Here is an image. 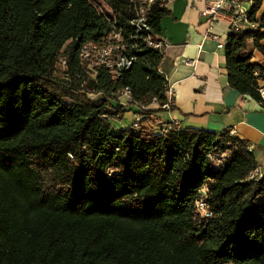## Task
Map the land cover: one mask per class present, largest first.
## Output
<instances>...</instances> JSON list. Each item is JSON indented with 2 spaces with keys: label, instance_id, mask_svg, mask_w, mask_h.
Segmentation results:
<instances>
[{
  "label": "trees",
  "instance_id": "1",
  "mask_svg": "<svg viewBox=\"0 0 264 264\" xmlns=\"http://www.w3.org/2000/svg\"><path fill=\"white\" fill-rule=\"evenodd\" d=\"M101 1L110 22L92 0H0V264H264V173L250 178L258 165L245 142L112 128L123 88L135 105L161 107L167 82L163 53L143 44L119 78L89 76L79 46L133 31L131 0ZM166 1L145 13L155 40ZM260 6L248 12L256 29L232 30L224 52L228 87L264 110ZM202 188L205 222L193 209Z\"/></svg>",
  "mask_w": 264,
  "mask_h": 264
},
{
  "label": "crops",
  "instance_id": "2",
  "mask_svg": "<svg viewBox=\"0 0 264 264\" xmlns=\"http://www.w3.org/2000/svg\"><path fill=\"white\" fill-rule=\"evenodd\" d=\"M219 1L230 0L164 2L167 15L160 20L158 38L166 48L157 71L172 91V110L160 111L157 104H151L148 107L150 118L145 124L151 127L175 124L180 129L230 133L247 144L260 174H263L264 110L250 97L228 87L225 52L217 48L216 39L226 41L230 28L225 20L211 21L210 16L204 15L213 3ZM243 7L249 9L250 5L244 4ZM262 16L264 0H261L255 20ZM261 32L264 33V28ZM251 62L262 65L260 53L254 51ZM110 124L114 130L127 129L124 118Z\"/></svg>",
  "mask_w": 264,
  "mask_h": 264
},
{
  "label": "built area",
  "instance_id": "3",
  "mask_svg": "<svg viewBox=\"0 0 264 264\" xmlns=\"http://www.w3.org/2000/svg\"><path fill=\"white\" fill-rule=\"evenodd\" d=\"M93 4L97 6L98 13L110 22L106 15L111 16L112 12L108 6L101 0H92ZM254 0H230L219 1L213 3L205 12L204 15L211 17V21L218 19L225 20L232 30H247L255 29V24L251 23L248 18V12ZM130 12L132 18L129 21L133 31L126 36H123L120 29L113 27L108 33L103 35L97 41L85 42L78 48V59L80 63L85 66L86 72L92 78L100 72H106L112 78L117 79L132 65L135 58L132 55L133 51H137L140 44L149 48L157 50L160 53L164 52L166 44L160 39L155 40L149 35V27L146 25L145 13L154 5L155 0H131ZM244 4H249V9L244 8ZM216 39V38H215ZM217 40V48L224 49L225 41ZM64 65V61H61ZM259 95L264 104V88L259 90ZM172 91L166 86L165 102L159 107L161 110H169L172 107ZM119 105L130 109L135 107L136 111L134 117L128 126L129 130L139 132H153L157 135H165L170 130H179L175 124H159L151 127L145 124L150 118L148 114V107H141L135 105L131 92L128 88H123L117 95ZM152 104H157L153 102ZM229 136L233 137L230 133ZM260 176L258 168L250 174V178H257ZM206 188H202L198 192V196L194 201V213L201 221H208L212 218L211 209L206 201Z\"/></svg>",
  "mask_w": 264,
  "mask_h": 264
},
{
  "label": "rangeland",
  "instance_id": "4",
  "mask_svg": "<svg viewBox=\"0 0 264 264\" xmlns=\"http://www.w3.org/2000/svg\"><path fill=\"white\" fill-rule=\"evenodd\" d=\"M97 1V0H96ZM56 76L58 77V78H62L63 76H64V72H65V66L61 63V61H59L57 64H56ZM98 96H100V95H98V94H88L87 95V98H89L90 100H95ZM114 104L115 103H117V102H115V101H112ZM126 110L124 111V114H125V117H124V115H123V118H124V126H126L127 127V129H128V126L130 125V123H131V121H132V119H133V117H134V113H135V111H136V108L135 107H132L131 108V110H129L128 108H125ZM149 112V111H148ZM147 112V113H148ZM149 114V113H148ZM122 118V119H123ZM130 118H132V119H130ZM122 121V120H121ZM121 121H119V122H121ZM115 122H118V121H115Z\"/></svg>",
  "mask_w": 264,
  "mask_h": 264
}]
</instances>
